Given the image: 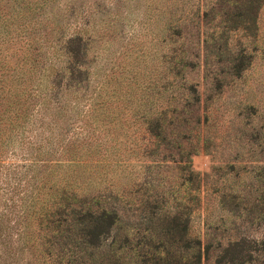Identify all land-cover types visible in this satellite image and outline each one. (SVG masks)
<instances>
[{
  "label": "rangeland",
  "instance_id": "374dc122",
  "mask_svg": "<svg viewBox=\"0 0 264 264\" xmlns=\"http://www.w3.org/2000/svg\"><path fill=\"white\" fill-rule=\"evenodd\" d=\"M43 13L38 0H0V264H30L38 254ZM46 16L91 38V61L122 122L167 117L165 144L120 132L102 187L116 190L121 220L102 252L116 241L121 264L195 263L200 240L202 264H232L218 263L223 249L246 240L245 264H264V0H56Z\"/></svg>",
  "mask_w": 264,
  "mask_h": 264
},
{
  "label": "trees",
  "instance_id": "16d2710c",
  "mask_svg": "<svg viewBox=\"0 0 264 264\" xmlns=\"http://www.w3.org/2000/svg\"><path fill=\"white\" fill-rule=\"evenodd\" d=\"M55 2L38 0V11L44 12L38 28V254L30 264H121L118 252L123 247L116 241L109 245V254L102 252L121 220L113 205L116 190L102 185L117 165L121 130L128 135V128L136 129L132 142L165 144L166 113L129 116L122 122L117 101L109 97L91 61V38L81 32L66 34L64 25L46 16ZM189 91L196 93L193 86ZM193 156L187 153L185 159L191 178ZM30 204L28 197L29 240L34 233ZM182 223L188 236L189 218ZM247 243H230L218 263L245 264L247 257L252 258ZM196 244L200 248L196 262L184 264H202V242ZM184 249L192 250L191 244Z\"/></svg>",
  "mask_w": 264,
  "mask_h": 264
}]
</instances>
